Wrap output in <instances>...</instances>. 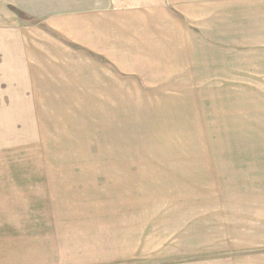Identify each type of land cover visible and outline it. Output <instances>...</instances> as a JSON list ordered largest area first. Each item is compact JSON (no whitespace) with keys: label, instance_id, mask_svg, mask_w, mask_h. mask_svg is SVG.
Here are the masks:
<instances>
[{"label":"rangeland","instance_id":"rangeland-1","mask_svg":"<svg viewBox=\"0 0 264 264\" xmlns=\"http://www.w3.org/2000/svg\"><path fill=\"white\" fill-rule=\"evenodd\" d=\"M199 8L120 62L0 5V239L54 226L59 264H264V0ZM5 243L0 264L29 260Z\"/></svg>","mask_w":264,"mask_h":264},{"label":"crops","instance_id":"crops-1","mask_svg":"<svg viewBox=\"0 0 264 264\" xmlns=\"http://www.w3.org/2000/svg\"><path fill=\"white\" fill-rule=\"evenodd\" d=\"M200 0H0L17 8L30 19L42 24L53 33V46L75 50L96 59L120 62L150 61L151 55L165 51L162 47L173 38L189 37L191 20L197 21L194 29L199 30V19L190 16L191 9L204 13ZM29 19V20H30ZM203 21V18H202ZM186 32V35L183 32ZM59 43V44H58ZM154 61V60H153ZM123 67H137L124 65ZM3 228V227H2ZM14 228V227H13ZM6 231L0 244L11 245L14 252L29 257L25 264H59L55 259L46 260V236L61 234L56 227L29 228V235L17 238V233ZM48 229V231H46ZM13 249V250H12ZM99 250V249H98ZM54 246L48 252H56ZM90 264L109 253L90 251ZM76 263L78 257H74ZM97 259V260H96ZM105 259V258H104ZM67 260V259H66ZM87 263V262H85ZM71 264V263H70ZM83 264V263H82Z\"/></svg>","mask_w":264,"mask_h":264},{"label":"trees","instance_id":"trees-1","mask_svg":"<svg viewBox=\"0 0 264 264\" xmlns=\"http://www.w3.org/2000/svg\"><path fill=\"white\" fill-rule=\"evenodd\" d=\"M18 13H19V14H20L22 17H24V18H25V16H26L25 14H24V16H23V14H21L20 12H18Z\"/></svg>","mask_w":264,"mask_h":264}]
</instances>
